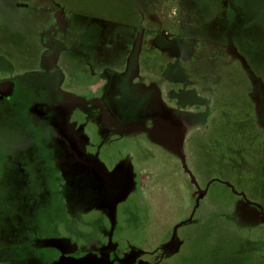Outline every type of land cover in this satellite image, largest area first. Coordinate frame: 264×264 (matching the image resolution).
<instances>
[{"label":"rangeland","instance_id":"1","mask_svg":"<svg viewBox=\"0 0 264 264\" xmlns=\"http://www.w3.org/2000/svg\"><path fill=\"white\" fill-rule=\"evenodd\" d=\"M53 1L72 12L70 38L82 18L99 19L102 76L89 77L92 55L71 45L66 56L99 91L64 109L71 150L60 136L26 232L0 247V264H264V0ZM21 12L0 4V77L38 57L41 76L26 78L56 87L39 46L52 48L53 23L13 26ZM128 87L157 90L166 110ZM140 102L144 112L123 114ZM40 136L26 115L4 116L0 181Z\"/></svg>","mask_w":264,"mask_h":264},{"label":"flooded vegetation","instance_id":"2","mask_svg":"<svg viewBox=\"0 0 264 264\" xmlns=\"http://www.w3.org/2000/svg\"><path fill=\"white\" fill-rule=\"evenodd\" d=\"M2 0L1 4H10L16 9L22 11L18 17H14L11 20L13 26H23L24 23L32 24L34 18L37 21L41 22L49 17L53 23V36H52V48L47 47L42 41L39 43L40 50L46 55L47 59V72L43 77L47 78V75H54L58 79V84L56 87L47 88L37 87L33 88L30 80L26 78L28 72L30 75L42 73L38 69L39 58L36 62V67L30 71H23L21 73H11L9 76L0 77V125L3 122L4 116H22L30 119L32 125L35 128V131L41 134L38 140L26 141L30 143L31 147L29 150L31 152L25 153L21 162H16L13 165L11 173H7L4 179L0 181V247L5 246L6 243L14 244L16 239L26 232V226L28 225V217L32 211V204L36 203L34 196L39 194L41 189L42 181H44V176L46 175L47 166L44 164V161L47 162L48 159L53 158L54 156V147L58 145V138L60 136L64 139L63 152H70L71 145L70 137L65 131V126L68 123L69 125L73 121L70 119V114L66 116L65 110H68L71 105H84L87 106V97H95L97 92L94 91L88 93L86 87V78L87 72L86 69H83V64L81 67H75L76 62H71L70 59H67L66 56L69 55L71 50V45L74 49L76 47L77 53H84L93 56V63L89 67V77H98L102 76V72H98L97 69H100L99 62L102 57V50H104L101 41L102 30L99 25V19L94 17H84L82 18V28L75 31L73 38L69 37L72 34L70 29V20L72 12L61 7L53 0ZM37 5L35 11L30 8L31 3ZM33 11V12H32ZM85 14V13H82ZM31 22V23H30ZM7 23L6 17L0 14V30ZM129 32V30H128ZM127 32V33H128ZM50 44V45H51ZM111 47V46H109ZM108 49V47H105ZM101 53V56H100ZM1 57V54H0ZM41 76V75H40ZM140 90L141 92L145 91L149 94H154L157 102L160 104V107L164 111L166 106L160 103V98L158 96V91L152 88L145 89L141 87H128L124 91L130 90ZM151 94V95H152ZM60 96V102L55 100L54 97ZM146 95V94H145ZM150 95V96H151ZM141 97L143 95H140ZM99 99L101 94H98ZM137 98L136 102L144 101V96ZM78 99V101H77ZM112 103L117 104L118 99H115L114 94H111L109 103H106V107L110 113L114 114V111H117V107L110 110V105ZM141 104V105H140ZM59 106L62 111L59 110ZM91 108H102L104 107L103 102L100 104L89 103ZM131 109L123 113L126 117H134L140 111L144 112V103L136 104V106L131 105ZM64 112V114H62ZM62 115V119L61 118ZM160 116H163V113H160ZM146 121H153L148 119ZM66 122V124H65ZM131 121L129 123H132ZM24 126L26 125L25 122ZM105 126L107 125V132L116 133L113 127L110 125V116L109 120L104 119ZM111 127V130L108 129ZM58 126V127H57ZM64 127V128H62ZM121 127V126H119ZM137 127L133 124H127L126 128ZM106 132V134H107ZM25 145V144H24ZM65 156V155H64ZM62 157V156H61ZM14 171V172H13ZM7 180V182H6ZM36 183V187L35 184ZM12 184L17 185V189L11 191L15 192L17 195H7V190H5L6 185L12 186ZM32 191V192H31ZM30 203H28L29 201ZM37 200V199H36ZM29 211L27 213V221L25 220L24 215L21 214L22 211ZM31 216V214H30ZM30 220V217H29ZM20 233V234H19ZM150 244V243H149ZM156 244V243H154ZM15 245V244H14ZM135 260H138V264H153L150 260L140 262L138 257H134ZM116 259V258H114ZM49 262V261H48ZM51 264V263H49Z\"/></svg>","mask_w":264,"mask_h":264},{"label":"crops","instance_id":"3","mask_svg":"<svg viewBox=\"0 0 264 264\" xmlns=\"http://www.w3.org/2000/svg\"><path fill=\"white\" fill-rule=\"evenodd\" d=\"M2 0H0V4H1Z\"/></svg>","mask_w":264,"mask_h":264}]
</instances>
